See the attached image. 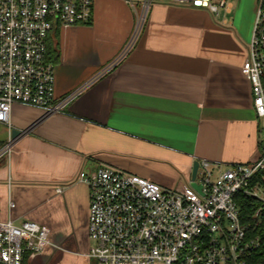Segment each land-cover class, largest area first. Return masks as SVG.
Listing matches in <instances>:
<instances>
[{"label": "crops", "instance_id": "1", "mask_svg": "<svg viewBox=\"0 0 264 264\" xmlns=\"http://www.w3.org/2000/svg\"><path fill=\"white\" fill-rule=\"evenodd\" d=\"M93 4L88 24L56 28L48 40L56 98L77 95L51 114L14 104L11 125L0 123V148L13 130L23 132L0 160L1 218L51 231L52 245L24 264H96L81 172L108 166L176 188L196 161L214 169L254 161L264 137L241 71L251 30L156 3L133 48L92 80L123 52L136 22L124 0Z\"/></svg>", "mask_w": 264, "mask_h": 264}, {"label": "built area", "instance_id": "2", "mask_svg": "<svg viewBox=\"0 0 264 264\" xmlns=\"http://www.w3.org/2000/svg\"><path fill=\"white\" fill-rule=\"evenodd\" d=\"M135 26L123 52L92 80L110 71L138 41L154 4L190 6L211 15L231 14L230 0H124ZM94 0H0V123L10 126L14 104L62 111L78 92L58 100L48 40L56 28L86 25ZM255 20L241 71L251 86L253 109L264 120V0H254ZM229 27L226 19L218 23ZM217 24V25H218ZM87 83L85 86H87ZM261 132H263L260 126ZM15 140L0 148V160ZM199 162L194 183L163 188L119 169L101 166L81 172L89 188L88 257L96 264H264V137L258 157L217 166ZM214 169V168H213ZM215 178V179H213ZM64 188H58L60 194ZM254 200L248 215L241 204ZM15 204L10 202V208ZM48 227L31 220L16 225L0 211V264H24L51 246Z\"/></svg>", "mask_w": 264, "mask_h": 264}, {"label": "rangeland", "instance_id": "3", "mask_svg": "<svg viewBox=\"0 0 264 264\" xmlns=\"http://www.w3.org/2000/svg\"><path fill=\"white\" fill-rule=\"evenodd\" d=\"M234 8L231 14H225L224 11L220 12L217 24L226 19L234 23V29L241 33H246L252 29L255 20V4L254 0H230ZM250 36V35H249ZM250 38V37H249ZM260 126L264 131V120L260 121ZM214 177L217 178V169H213ZM213 178V179H215Z\"/></svg>", "mask_w": 264, "mask_h": 264}, {"label": "water", "instance_id": "4", "mask_svg": "<svg viewBox=\"0 0 264 264\" xmlns=\"http://www.w3.org/2000/svg\"><path fill=\"white\" fill-rule=\"evenodd\" d=\"M22 134H23V132H21V131L13 130L11 132V138L13 140H16ZM198 168H199V162L196 161L193 164V169H192V174H191V176H192L191 177V180H192L191 186L194 187V188H196V190H200L201 189V187L199 185L196 186V184L194 183L195 178L197 177L196 175H197V172H198Z\"/></svg>", "mask_w": 264, "mask_h": 264}, {"label": "trees", "instance_id": "5", "mask_svg": "<svg viewBox=\"0 0 264 264\" xmlns=\"http://www.w3.org/2000/svg\"><path fill=\"white\" fill-rule=\"evenodd\" d=\"M264 173V172H263ZM256 207L254 200L246 199L242 202L241 208L244 215L250 214Z\"/></svg>", "mask_w": 264, "mask_h": 264}]
</instances>
